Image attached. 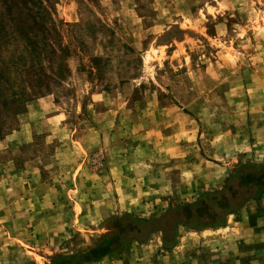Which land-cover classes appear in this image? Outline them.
Here are the masks:
<instances>
[{"label": "rangeland", "instance_id": "1", "mask_svg": "<svg viewBox=\"0 0 264 264\" xmlns=\"http://www.w3.org/2000/svg\"><path fill=\"white\" fill-rule=\"evenodd\" d=\"M248 161L264 163V0H0V264L113 235L67 264H195L223 238L182 206ZM237 182L238 202L255 188Z\"/></svg>", "mask_w": 264, "mask_h": 264}, {"label": "crops", "instance_id": "2", "mask_svg": "<svg viewBox=\"0 0 264 264\" xmlns=\"http://www.w3.org/2000/svg\"><path fill=\"white\" fill-rule=\"evenodd\" d=\"M204 179L201 181H206L205 188L212 187L218 184L221 174L208 173ZM213 232L219 239H223L214 246H201L200 252L196 251L195 264H264V193L256 195L236 212L228 214L224 225L214 228ZM206 254H209V258H204ZM122 255L116 257L124 259Z\"/></svg>", "mask_w": 264, "mask_h": 264}, {"label": "trees", "instance_id": "3", "mask_svg": "<svg viewBox=\"0 0 264 264\" xmlns=\"http://www.w3.org/2000/svg\"><path fill=\"white\" fill-rule=\"evenodd\" d=\"M237 179V186L241 187H250L254 186V192L251 193L246 198L237 202L236 195L238 190H233L232 180ZM226 190L229 195L222 194V190ZM249 190V189H248ZM264 191V163H255V162H245L237 167H235L224 181V186L221 189L214 191H205L202 192L198 200L193 203L185 204L182 208L187 210L186 219H183L181 222L191 229H199L205 227H218L224 224L226 216L230 213L236 212L240 209L248 200L258 195L261 191ZM221 191V192H220ZM222 194L220 198H216L215 195ZM200 203V205H198ZM219 210V213L216 212V219L210 223L201 222L200 215L203 210L213 207ZM192 207V208H191ZM138 222H146L147 219H137ZM120 236L113 235L108 238H104L100 241L95 247L91 249L92 255H80L70 256V257H58L54 264H67L77 258L78 262L86 261H97L106 254L117 250L120 248L121 244L118 243ZM164 246H170V243H166L164 240Z\"/></svg>", "mask_w": 264, "mask_h": 264}]
</instances>
